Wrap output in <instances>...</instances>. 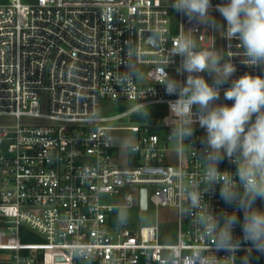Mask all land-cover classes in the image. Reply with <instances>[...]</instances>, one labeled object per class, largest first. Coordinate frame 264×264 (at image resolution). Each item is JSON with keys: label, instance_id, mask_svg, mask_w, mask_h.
<instances>
[{"label": "built area", "instance_id": "built-area-1", "mask_svg": "<svg viewBox=\"0 0 264 264\" xmlns=\"http://www.w3.org/2000/svg\"><path fill=\"white\" fill-rule=\"evenodd\" d=\"M224 2L211 0L216 22L226 26L214 10ZM171 3L0 0V169L11 185L10 192H0V264H166L173 252L201 247L222 257L221 264H242L245 255L249 264H264V253L247 252L239 224L234 262L230 253L206 244L192 216L178 214L177 240L170 243L161 241L158 221L135 228L116 216L135 201L142 209L143 189L148 207L178 209L181 171L197 179L202 171L205 130L198 124L184 154L171 146L166 118L177 97L157 83L158 62L188 28L197 30L198 47L208 50L217 32L190 22ZM153 30L166 42L149 39ZM223 34L219 29L220 50L226 60L232 53L233 78L264 76V66L241 63L239 42ZM180 59L171 57L165 70L184 81L187 74L176 71ZM230 86L222 85L221 94ZM103 101L131 106L105 115ZM136 117L141 121L134 123ZM219 167L236 171L227 158ZM126 185L135 195L123 194ZM204 199L218 215L236 210L221 199L218 184ZM255 206L264 208V201ZM237 215L242 221L243 213Z\"/></svg>", "mask_w": 264, "mask_h": 264}, {"label": "clouds", "instance_id": "clouds-1", "mask_svg": "<svg viewBox=\"0 0 264 264\" xmlns=\"http://www.w3.org/2000/svg\"><path fill=\"white\" fill-rule=\"evenodd\" d=\"M171 7L190 22L223 29L224 38L238 41L236 47L242 51L236 56L241 57L242 64L264 66V0H225L215 5L214 10L223 17L226 26L216 22L211 0H172ZM195 31L188 28L187 34H181L174 41L169 55L158 62L162 67L157 83L165 87L169 96L177 97L169 101L166 118L173 148L184 154L187 146L192 147L188 141L195 125L205 130L203 154L199 157L202 171L198 179L181 171L182 199L177 210L179 214L193 217L206 244L215 252L230 253L228 257L235 262L236 253L241 249V239L234 236L238 224L243 241L250 244L247 252L250 254L254 249L264 253V208L255 206L258 199L264 201V76L245 73L233 78L237 68L232 62V53H228L226 60L215 46L210 50L199 48L192 36ZM149 39L157 45L166 42L164 33L156 30ZM173 56L181 58L176 71L187 74L184 81L165 70ZM203 73L211 76L212 83ZM135 74L142 77L139 72ZM229 81L231 86L224 89L223 96L233 103H216L221 86ZM225 158L235 164L234 173L220 169ZM217 184L221 199L236 206L233 212L222 210L218 215L204 199ZM237 212L243 213L242 221ZM119 219L123 221V214ZM221 259L208 247H201L181 249L179 255L173 252L166 264H221ZM242 264H249L248 255Z\"/></svg>", "mask_w": 264, "mask_h": 264}, {"label": "rangeland", "instance_id": "rangeland-1", "mask_svg": "<svg viewBox=\"0 0 264 264\" xmlns=\"http://www.w3.org/2000/svg\"><path fill=\"white\" fill-rule=\"evenodd\" d=\"M23 1L27 3H32L35 0H23ZM217 23L219 24L218 21ZM216 32H217V37L215 41V47L216 49L220 50L219 29H217ZM204 76L208 80L209 83H212L211 76H209L207 73H204ZM226 101L229 105L233 103V101L231 100H226ZM130 106L131 104L128 102L103 101L101 105V111L105 115H114V114L125 111ZM140 119H142V117H136V118H133L132 121L134 123H137L141 121ZM125 122H128V121L126 120ZM117 134L131 135L132 131L131 130H118ZM10 191H11V185L5 182L3 178V174L0 169V192H10ZM122 191H123V194L132 193L135 195V192L133 191V189L127 185L122 187ZM149 192L150 194L153 192L152 187L149 188ZM120 214H123V217H124L123 220L129 221L131 226L135 228H139L140 226H145V225H152L158 221L160 225L161 241L170 243V242H176L177 240V231H178L177 223H178V214H179L177 208H173V207L157 208L152 202H150L148 209L142 210L138 202L135 201L131 206H125L123 208H118L116 211V216L119 217Z\"/></svg>", "mask_w": 264, "mask_h": 264}, {"label": "water", "instance_id": "water-1", "mask_svg": "<svg viewBox=\"0 0 264 264\" xmlns=\"http://www.w3.org/2000/svg\"><path fill=\"white\" fill-rule=\"evenodd\" d=\"M216 103L228 104L227 101L224 99L223 94H221L220 99L218 101H216ZM141 207H142V209H147L148 208L147 189H143L142 190Z\"/></svg>", "mask_w": 264, "mask_h": 264}]
</instances>
